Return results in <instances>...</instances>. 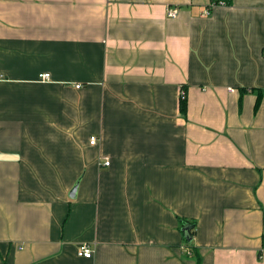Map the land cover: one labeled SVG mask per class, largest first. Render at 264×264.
I'll return each mask as SVG.
<instances>
[{"label":"crops","instance_id":"crops-1","mask_svg":"<svg viewBox=\"0 0 264 264\" xmlns=\"http://www.w3.org/2000/svg\"><path fill=\"white\" fill-rule=\"evenodd\" d=\"M212 1L0 0V264H264V0Z\"/></svg>","mask_w":264,"mask_h":264},{"label":"trees","instance_id":"trees-1","mask_svg":"<svg viewBox=\"0 0 264 264\" xmlns=\"http://www.w3.org/2000/svg\"><path fill=\"white\" fill-rule=\"evenodd\" d=\"M220 1H222V0H213L212 2H211V4H219L220 3ZM225 0H223V2H224ZM222 2V3H223ZM225 3V2H224ZM180 91H183L182 93H180V95H179V110H180V112L182 113V114H185L186 113V90H185V88H181V90ZM252 91V90H251ZM242 92H243V90H242ZM261 95V92L260 91H258V97ZM257 107V104L255 105V108ZM185 221H187V220H183V223L185 222ZM191 224L192 223H194V222H190ZM192 225H194V224H192ZM194 227V226H193ZM192 227V228H193ZM190 229L189 230V235H190V237H191V235H193V229ZM261 240H262V243H261V249L259 250V252H258V257L260 258V256H261V254H262V252L264 251V234H262V237H261ZM187 243V242H186ZM189 243H187V245H188ZM189 247V246H188ZM189 249H190V253L191 254H193V257H194V260H195V263L194 264H200V257H199V255L197 254V250L194 248V247H189Z\"/></svg>","mask_w":264,"mask_h":264},{"label":"built area","instance_id":"built-area-1","mask_svg":"<svg viewBox=\"0 0 264 264\" xmlns=\"http://www.w3.org/2000/svg\"><path fill=\"white\" fill-rule=\"evenodd\" d=\"M211 5L212 4L210 3V6ZM207 11H205V12L207 13ZM177 14H178V9L177 8L174 7V8H168L167 9V16L168 17H172L173 18ZM49 75H50L49 73L40 74V79L47 80L49 78ZM182 92L183 91H180V93H182ZM96 141H97V138L95 136L90 137V144H94ZM104 164L105 165H108L109 164V161L108 160H105L104 161ZM77 254H78V256L90 258L92 256V249L86 243H81L78 246Z\"/></svg>","mask_w":264,"mask_h":264},{"label":"water","instance_id":"water-1","mask_svg":"<svg viewBox=\"0 0 264 264\" xmlns=\"http://www.w3.org/2000/svg\"><path fill=\"white\" fill-rule=\"evenodd\" d=\"M76 187H77V182H76V184H74V186H73V188H72V190H71V194L74 195V192H75V190H76ZM187 232H188V231H187ZM186 236L188 237L189 234L187 233Z\"/></svg>","mask_w":264,"mask_h":264}]
</instances>
